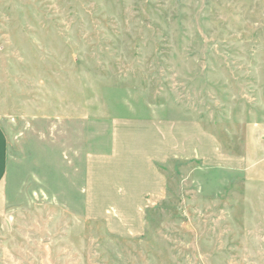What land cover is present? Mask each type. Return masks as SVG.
Segmentation results:
<instances>
[{
    "label": "rangeland",
    "instance_id": "374dc122",
    "mask_svg": "<svg viewBox=\"0 0 264 264\" xmlns=\"http://www.w3.org/2000/svg\"><path fill=\"white\" fill-rule=\"evenodd\" d=\"M0 113V264H264V0H0ZM115 116L196 121L244 163L168 162L145 234L115 236L84 195Z\"/></svg>",
    "mask_w": 264,
    "mask_h": 264
},
{
    "label": "crops",
    "instance_id": "0c3cea01",
    "mask_svg": "<svg viewBox=\"0 0 264 264\" xmlns=\"http://www.w3.org/2000/svg\"><path fill=\"white\" fill-rule=\"evenodd\" d=\"M3 116L0 113V214L10 166ZM95 139L102 149L86 156L85 214L122 238L145 234L148 211L168 192L161 169L168 162H198L210 168H240L244 163L224 154L220 142L192 120L115 116L108 135Z\"/></svg>",
    "mask_w": 264,
    "mask_h": 264
}]
</instances>
